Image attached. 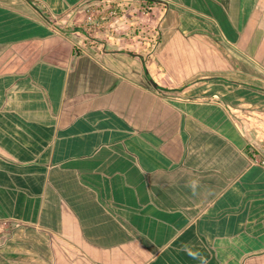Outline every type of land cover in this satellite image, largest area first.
<instances>
[{"label": "crops", "instance_id": "1", "mask_svg": "<svg viewBox=\"0 0 264 264\" xmlns=\"http://www.w3.org/2000/svg\"><path fill=\"white\" fill-rule=\"evenodd\" d=\"M254 155L264 0H0V264H264Z\"/></svg>", "mask_w": 264, "mask_h": 264}, {"label": "clouds", "instance_id": "2", "mask_svg": "<svg viewBox=\"0 0 264 264\" xmlns=\"http://www.w3.org/2000/svg\"><path fill=\"white\" fill-rule=\"evenodd\" d=\"M184 186L189 189L192 196H197L201 188V183L199 179L193 178L189 179Z\"/></svg>", "mask_w": 264, "mask_h": 264}, {"label": "built area", "instance_id": "3", "mask_svg": "<svg viewBox=\"0 0 264 264\" xmlns=\"http://www.w3.org/2000/svg\"><path fill=\"white\" fill-rule=\"evenodd\" d=\"M89 21L92 23H95L96 19H93L91 17V18H89ZM253 159L256 163L264 166V155H261V156L260 155H254Z\"/></svg>", "mask_w": 264, "mask_h": 264}]
</instances>
